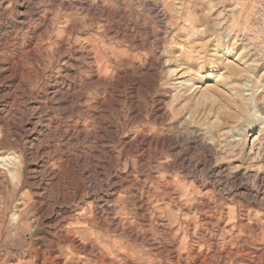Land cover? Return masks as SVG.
Returning a JSON list of instances; mask_svg holds the SVG:
<instances>
[{
    "label": "rangeland",
    "instance_id": "1",
    "mask_svg": "<svg viewBox=\"0 0 264 264\" xmlns=\"http://www.w3.org/2000/svg\"><path fill=\"white\" fill-rule=\"evenodd\" d=\"M93 1L6 0L0 12V61L26 58L31 43L43 61L35 66L24 60L21 81L28 92L20 89L15 101L0 102V119L12 131L28 113L26 97L42 95L46 89L51 92L53 86L71 79L66 72L69 55H58L64 44L73 50L70 38L75 26L77 36L87 41L85 51L95 47L102 64L96 73L95 55L90 54V67L80 82L86 88L89 109L103 100L107 126L119 125L117 142L106 143L103 149L93 143L74 150L73 159L79 151L90 158H104L88 165L95 172L91 180L80 178V167H73L74 182L87 190L83 200L73 201L77 186L67 188L62 201L67 204L62 209L67 210L36 231L31 209L17 226L7 214L18 200L27 203L30 198L23 186L31 180L30 162L23 159L13 189L0 194V264H59L53 258L56 248L64 253L67 264H264V0ZM89 4L102 10L100 17L83 10ZM158 53H166L171 64L159 69L160 78L155 81L150 62ZM182 74L191 79L189 86L178 85L184 80L178 79ZM96 76L101 78L99 83ZM10 85L18 83L0 84V96L12 91ZM44 100L38 99L39 104L51 105ZM159 101L166 102L168 111L162 124L149 115L152 104ZM51 116L57 123L61 120L55 111ZM43 117L39 129L49 134L54 122ZM68 125L75 130L74 123ZM192 130L201 135V143L182 144L190 160L185 166L174 163L170 153L159 159L157 153L129 152L126 146V142L137 146L145 136L172 138ZM21 136L13 148L16 154L29 152V141ZM57 150L60 158L68 148L57 143ZM105 161L103 175L98 176ZM109 169L120 174L123 184L118 191L109 190L113 180ZM60 175L66 187L68 178ZM247 191L258 199H250ZM106 207L112 210L110 216ZM62 230L75 234L79 246L86 249L70 250Z\"/></svg>",
    "mask_w": 264,
    "mask_h": 264
},
{
    "label": "bare ground",
    "instance_id": "2",
    "mask_svg": "<svg viewBox=\"0 0 264 264\" xmlns=\"http://www.w3.org/2000/svg\"><path fill=\"white\" fill-rule=\"evenodd\" d=\"M6 3H7L6 0H0V12H2V9H4ZM22 5H23V3H22ZM89 5L87 7H85L83 10L86 13H91L92 17H100L102 10L101 9H98V8L95 9L91 5L90 6ZM17 9H19V8H17ZM19 13H20V11H19ZM21 14H23V13L21 12L19 15H21ZM166 16H169V15L167 14ZM105 17L107 19V16H105ZM125 17H126V15H125ZM19 18L22 19L21 16ZM127 19H128V17H127ZM108 20H109V18H108ZM6 21H8V19ZM80 22H81V20H80ZM18 24L23 25V24H21V22H19ZM46 26L47 25H45V27ZM110 26H112V25H110ZM165 26H166V24H165ZM9 27H11V26H9ZM123 27H124V25H123ZM0 30H2V29H0ZM71 31L73 32V35L70 38V41H71V44L74 46L73 47V50L70 51V50L67 49V47L69 45V43H67V44H64L62 46V50L59 52V55H58L60 58L67 57V55H69V57H68L69 58L68 59L69 68L67 69L66 72L68 74H70L69 76L71 77V79L70 80H64L63 81V85H61V86H59L60 84L53 86L51 92H50L49 89H46V90H44L45 92L42 93V95L36 94L35 96L26 97L25 100H24V104L27 107L28 113L26 112L25 115H23L24 116L23 121L20 120V121H22L21 122L22 123L21 126H19L17 128H15V126H13L14 127V130L13 131H12L11 128L8 127L6 121L0 119V194H2L4 196L6 193L10 192L13 189V182L16 179H18V173H17L18 168L20 167V165H22L23 159L26 158V160L30 162V172H31V175L30 176H31V180L29 181V184L23 183V186H25L24 188H27V193H28V195H29L30 198L28 199L27 203L24 202L23 199L22 200H18L17 203L15 204V206L13 205L14 206L13 208H12V206H10L8 208L7 214H9L11 220H13L12 221L13 222V225L15 224L17 226L22 221V218L24 217V215L27 214V211L29 209H31L32 213H34V215L36 216L35 220L32 223L33 224L32 225V229L34 231H36L39 227H41L44 224V222H46L47 220L49 222H52V216L53 215H55V214L56 215L61 214L64 211L67 210V208L62 209V206L67 205L65 203H62L63 198L66 197L67 194H68L67 193V188H71V187L77 186L76 189H75L76 192L73 194L74 195L73 196V201H76V200L82 201L83 200V193L87 192V190H85L84 187L82 186V184H80L79 182H74V178L72 177L73 176L72 169H73V167H80L79 170H77V171H78V173L80 175V178H82V179L88 180V179H90L92 177L94 178V173L95 172L92 173V170L88 168V165H97L98 161L101 160V159H103L104 157L103 158L100 157L98 159H96L95 157L90 158L92 156L87 157L85 155H82V154H80L81 153L80 151L81 150H84V147L85 146H93V145H91L93 143H95L96 145L100 146L101 149H103V145L104 144H106V143H109L110 144L111 142H117L118 141V133H119V125H118V123H115V124H112L111 123V126H107L106 121L104 120V116H105L104 115L105 114V111H104V105H105L104 104V101L103 100L97 101L98 103L95 104L96 106L94 107V109L93 110H90L89 109V100L86 97V88L80 84L81 80L84 79V78H86V76L83 77L84 75H86L85 74V70H88V68L90 67L89 64H88L89 63V59H90L89 55L90 54L95 55L96 49L94 47V49H93L94 51L93 50H89L88 52H86L85 51L86 50V48H85L86 46H84V45L87 44V41H82L77 36L78 35V28L75 26ZM79 36H81V35H79ZM165 36H166V34H165ZM1 38H3V37H1ZM124 38H126V37H124ZM162 38H163V36H162ZM1 42H3V41H1ZM8 42H9V40H8ZM142 43L143 42H141L140 44H142ZM34 44L35 43H33V44L31 43L30 46L28 47V49H29L28 50V53L29 54H28V56L26 58H24V57L23 58H20L17 62L10 61V60H7L6 62H1L0 61V75H4V77L1 78L0 84H5V83L6 84H12V83H16V82L18 83V86H14V85L12 87H11V85L9 86V89H11L12 91L10 93L8 92L6 95L5 94H2L4 96H0V102L4 103V101H9V100L15 101L16 92L18 90H20V89L26 90L28 92V88L25 85H23V83L21 81V78L23 76V73H25V68H24V64H23L24 60H26V61L29 60L35 66H38V64H43L42 59L39 58V54H37V49L34 47ZM3 50H4V48H3ZM169 60H171V59H169ZM92 61H93V65H95V67H96V70H97L96 73H99L101 71V69H102V64L99 61V57L97 55H95L93 57V60ZM60 64H62V63H60ZM170 64H171V62H170ZM170 64L168 62V57H166V53H158V54H156V56L154 58H152V60L150 62V68H151L150 71H155L156 72V75L154 76L155 77V79H154L155 81L159 77V76H157V73H160L159 72V69L167 68V67L170 66ZM177 67H179V66H177ZM5 70H6V73L3 74L2 72L5 71ZM166 70H168V69H166ZM176 74H178V73H176ZM178 75H180V74H178ZM183 75L184 74H182L179 78L177 76L176 77L178 79H184L185 77H183ZM122 78L123 77H120V79H122ZM127 79H130L131 80L132 78L131 77H127ZM96 80H97V82H95V83H99L101 81V78L97 77ZM190 82H191V79H184L180 83L178 82L179 83L178 85L180 87L181 86H189V84H191ZM152 84H154V81H152ZM121 85H122V83H121ZM49 86H51V84H49ZM63 86H65L66 88L64 89ZM186 88H188V87H186ZM76 89H78V91H76ZM116 90H118V89H116ZM71 91H74V92L71 93ZM40 98H43L46 101L49 100V102L51 101V105H45V106H43V104L42 105L39 104L38 99H40ZM103 98H105V97H103ZM165 103L166 102L159 101L156 106H153V104H152V106L149 109V115L156 122H160L161 124L168 119V114H167L168 111L165 109L166 107L164 106ZM154 104H156V103H154ZM19 109L20 108H18V110ZM53 111H55L59 115V117H61V120L58 123L56 121V118L51 116V113ZM6 112H8V111H6ZM9 112H10V115H11L10 118H13V115H14L13 113L14 112H12V108L9 109ZM37 114H38V117H37L36 120H34V117ZM42 114L44 116L43 117L44 120L50 119L48 121H53L54 122V125L53 126L51 124V126L53 127V129L50 131L51 133H49V134H47L46 132H44L45 130L43 131L42 129H39V125L42 123L41 122L42 121V118H41ZM83 118H84V120H83ZM119 118H120V116H119ZM13 121H11V122H13ZM69 123H71V124L74 123L73 127H76L75 130L73 128H71L72 126L68 125ZM62 125H64V127L63 128H60V126H62ZM28 127H29V129H28ZM21 135H25L26 140L29 141V145H30L29 152L25 151L22 154H16L13 151V148H14V145L16 144V142H18L19 140H21V138H22ZM200 136L201 135L196 130H192L190 132L188 131V134L179 133V134L173 136L172 138H165V137L151 138V137L145 136V137H142L140 140L137 141V146L134 147V145H132V142H126V146H127V149H128L129 152H137L138 149H141L143 155L144 154H150V153H154V154L157 153L159 159H161L162 157H164L166 155V153H170L175 158L174 163H180L182 166H185V165H189L190 164V160L183 153V151H182V144H184L185 141H188L191 144L192 147L193 146H196V145H198V144L201 143L200 142ZM12 138L15 139V140H12ZM244 138H246V137L244 136ZM240 139H243V137L241 136ZM57 143H60L62 146H65L66 148H68L67 151L64 150V152H63V154H62V156L60 158H59V156L61 155V152H58V150H57ZM94 147H96V146H94ZM94 147H93V149H94ZM75 149H79L80 151H79L78 155H75V158L73 159L72 154L74 153V150ZM111 150H112V148H111ZM62 151H63V149H62ZM112 153H113V151H112ZM143 155L138 156V157L141 158V159H143ZM106 163H108V162L107 161L103 162L102 167H101V170L98 171V173H97L98 176H102L103 175V173H102L103 170L102 169L105 167L104 165ZM109 163H111L112 165H115L116 162H115V160L113 158H110ZM61 165L64 166V167H62L63 170L61 169L62 171L59 170V167ZM165 168H166V166H165ZM62 173L66 174V176L68 178V181H69V183L67 185L68 187L67 186L64 187L61 184V175L60 174H62ZM109 175L113 178L112 184H111V189H109V190L110 191H118V189L121 188L122 187V184H123L121 182V180H120V174H119V172L116 169L115 170L109 169ZM76 179L77 178H75V180ZM20 184H21V182H20ZM86 184H87V182H86ZM106 192H107V190H106ZM94 193H95V191H94ZM94 193H93V195H94ZM100 193H102V192H100ZM110 195H112V194H110ZM247 196L250 199L255 200V201L258 199V197L253 196L252 193L249 192V191H247ZM97 197H98V194H97ZM248 202H249V200H248ZM96 203H97V201H96ZM68 204H70V203H68ZM1 207H2V205H1ZM104 211L108 214V216H110L111 213H112V210L109 207L104 208ZM10 227H11V225H10ZM12 227H14V226H12ZM150 229H151V227H150ZM39 232H41V231H39ZM61 233H66L65 236H63V242L64 243L65 242L68 243L69 248H71L70 250L74 249L75 251H77L78 253H80L81 250L86 249V248H82V246H79V244L77 243L76 235L73 234L71 231H68V230L64 231V230H62ZM137 247H139V246H137ZM69 248H67V249H69ZM74 253H75V255H77L76 252H74ZM53 255H54L53 258L59 264H67V261H65L67 259L64 258V256H65L64 253L61 252V251H59V249L56 248L55 250H53ZM23 258H25V255H24ZM243 261L245 262L247 260L243 259ZM108 264H112V263H108Z\"/></svg>",
    "mask_w": 264,
    "mask_h": 264
}]
</instances>
